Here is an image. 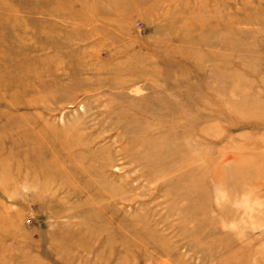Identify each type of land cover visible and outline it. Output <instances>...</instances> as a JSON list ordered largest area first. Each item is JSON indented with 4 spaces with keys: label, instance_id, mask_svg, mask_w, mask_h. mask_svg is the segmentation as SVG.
<instances>
[{
    "label": "rangeland",
    "instance_id": "1",
    "mask_svg": "<svg viewBox=\"0 0 264 264\" xmlns=\"http://www.w3.org/2000/svg\"><path fill=\"white\" fill-rule=\"evenodd\" d=\"M0 264H264V0H0Z\"/></svg>",
    "mask_w": 264,
    "mask_h": 264
}]
</instances>
